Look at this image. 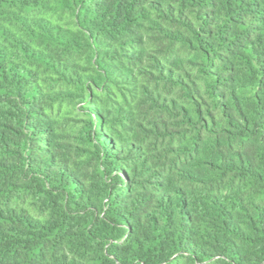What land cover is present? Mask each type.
<instances>
[{"label": "trees", "instance_id": "16d2710c", "mask_svg": "<svg viewBox=\"0 0 264 264\" xmlns=\"http://www.w3.org/2000/svg\"><path fill=\"white\" fill-rule=\"evenodd\" d=\"M0 264H264V0H0Z\"/></svg>", "mask_w": 264, "mask_h": 264}]
</instances>
